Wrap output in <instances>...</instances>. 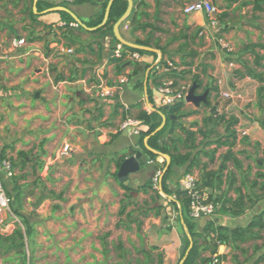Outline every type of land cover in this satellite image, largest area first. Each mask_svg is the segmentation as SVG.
I'll return each mask as SVG.
<instances>
[{"label":"crops","instance_id":"1","mask_svg":"<svg viewBox=\"0 0 264 264\" xmlns=\"http://www.w3.org/2000/svg\"><path fill=\"white\" fill-rule=\"evenodd\" d=\"M111 1L102 22L92 26L104 0H41L40 6L39 0L36 4L34 0H0V54L9 52L0 55V174L9 190L13 188L9 178H18L25 191L20 211L35 228V234L24 239L26 259L9 248L11 242H0V264H179L183 244L190 253L193 239L187 226L183 224V233L178 231L180 221L175 223L169 207L167 215L164 210L155 215L151 209L164 205L156 197L157 191L177 201L174 195L162 194L161 185L159 190L152 182L154 170L165 159L149 160L139 150L147 156V163L129 175V185L118 179V161L129 156V148L139 138V131L122 128L124 121H140L142 111L164 113L159 90L165 80L159 69L161 60L175 63L179 83L191 87L197 76L200 84L196 92L208 90L210 106L184 101L185 110L197 111L182 119L186 130L202 127L204 118L215 111L239 119L232 150L240 165L235 166L232 160L224 164L229 146L212 144L206 151L216 149L214 162L201 155L208 166L193 172L201 181L205 172H221L226 165L222 185L202 188L206 199L213 196L220 202L212 214L194 219L195 231L204 233L208 221L228 229L245 227L264 210V189L259 187L264 176H258L264 174V82L242 74L245 69L237 62L242 58L264 73V66L255 64L257 55L264 56V47L249 48L264 45V0H212L218 8L215 26L205 12H183L197 0H132L119 32L127 42L152 49L138 59L127 53L126 58L140 63L135 75L131 65L119 67L113 61L116 48L123 46L114 33L118 21L112 34L97 32L109 18L106 12ZM53 7L70 12L50 10ZM22 37L26 44L10 50L11 41ZM260 62L264 65V59ZM62 76L64 80L55 81ZM122 76L127 82L121 89L111 96H98L101 88L114 85ZM225 91L233 92L232 98H225ZM138 128L147 127L141 123ZM217 132L222 134L223 127ZM177 135L184 137L183 130L177 129ZM201 140L199 136L198 142ZM68 142L71 152L46 167L47 156L55 155ZM20 152L27 153L26 159ZM5 159L12 163L11 176L1 169ZM173 173L183 175L184 167ZM229 175L234 178L232 185ZM150 179L151 187L145 191L141 186ZM253 180L258 182L255 188L250 187ZM168 182L174 189V176ZM41 192L49 197L34 209L32 204ZM240 194L246 201L250 195L259 199L241 214L219 212L221 202L229 207ZM123 205L126 208L120 213ZM4 217L9 230L0 234L12 235L20 219ZM253 232L252 238L238 242L237 248L220 245L218 253L232 264H264V227ZM208 241L209 236L200 239L202 257L210 256L205 249ZM196 264L205 263L199 259Z\"/></svg>","mask_w":264,"mask_h":264},{"label":"trees","instance_id":"2","mask_svg":"<svg viewBox=\"0 0 264 264\" xmlns=\"http://www.w3.org/2000/svg\"><path fill=\"white\" fill-rule=\"evenodd\" d=\"M86 1V0H85ZM256 2L260 0H255ZM41 0L38 2V6H40ZM108 0H104L103 10L99 17L93 22L90 23L92 26H96L100 24L103 20L105 8L107 6ZM127 9V1L126 0H114L107 22L105 23L103 28H100L97 32L106 33L110 32L112 34L114 24L119 20V18L124 14ZM65 17L72 20V17L66 13L62 12ZM31 15L34 17V14L31 12ZM256 46L264 47L262 44L258 45H250V50L255 48ZM123 50L120 57H113V61L117 62L119 67H122L125 64H129L134 68L133 75L138 74L140 71V63L130 58H126L128 52H137L139 54H147L150 53L147 50L136 49L128 46H122ZM264 59V56H258L255 59V64L259 66H264L260 62V60ZM237 62H239L242 67L245 69L244 72H241L244 75H249L254 79L258 80L260 83L264 82V73L258 72L256 68H252L249 66L242 58H238ZM167 65L164 60H161L159 66ZM165 77H171L175 80L176 85L179 84L178 81V72L177 69H171L170 71L163 72ZM180 77V76H179ZM65 77H57L55 81L64 80ZM72 78H68L71 80ZM194 82L197 85L200 84V80L197 76L193 77ZM192 85V84H191ZM150 95V93H149ZM211 101L208 98V102L206 106H210ZM185 102L181 101L171 106L161 107V110L167 115L166 124L164 127L159 130L156 134L151 136L148 143L151 148L160 151L165 154H169L171 156V165L163 177L161 185V190L167 195H174L177 201L168 200V204L174 206L177 210L178 216L177 220L181 221L183 219L184 224L187 226L188 231L190 232L193 239V246L190 250L189 255L183 264H196V262L200 259L205 264H209L211 262V257L215 253H218V248L222 244L234 245L237 248L236 244L238 242H246L252 238V234L254 233V229L261 230L264 227V210L261 211L257 216L254 217L252 221L248 223L245 227H237L234 229H228L222 225H216L213 221H208L204 227V233L196 232V223L195 220L190 216V202L191 199L186 191L180 188V180L174 189L169 187V179L172 177L174 170L177 167H184V173L182 176L188 173H193L194 170L199 168H204L206 170L208 164L202 163L201 155H206L209 157L210 162H214L216 149L211 151H206V147L212 144H216L217 146L228 145L229 148L225 154L224 164L226 161L232 160L235 166H239L240 162L234 156L232 148L234 147L237 140V131L235 129V125L238 124L239 119L234 115H228L227 113H218L215 111L210 116H207L203 120V126L199 127L197 130H186L183 127L182 119L188 117L190 115L196 114L197 111H187L184 109ZM171 116H175L174 118ZM138 119L141 121L143 125L147 128L144 130H139V138L137 144L135 146H131L129 148V155L136 153L139 150H142L149 156V160H156L159 155L153 153L145 146V138L150 135L160 124H161V116L157 112H147L142 111ZM194 124H197L195 122ZM222 126L224 132L219 134L217 132V128ZM177 129L183 130L184 137H180L177 135ZM170 135V136H169ZM202 136V140L198 142V137ZM182 150H185L183 152ZM42 152V150H41ZM19 156L21 158L26 159L27 153L20 152ZM125 160L123 156L118 161V167H120L121 163ZM39 166L42 165L38 162ZM165 165V161L163 164V168ZM226 168V165L222 167L221 172L218 170H211L210 172H205V176L199 180V187L206 188H216L223 184V171ZM181 176V178H182ZM258 176H264V174H258ZM180 178V179H181ZM230 184L234 183V178L232 175H229ZM12 183V190H9L6 183L5 188L7 190L8 195L12 198L11 200V211L13 214L20 219V223L17 224V228L15 229L12 235H2L0 234V242L2 244H7L11 242V246L9 248L15 249L17 253H19L23 258L25 257V237L30 238L35 234V228L33 223L30 221L28 215L24 214L20 211L22 207V201L24 196V189L19 186L18 178L15 176L9 178ZM245 181V180H244ZM201 183V184H200ZM258 186V182L256 180L250 181V187L255 188ZM145 191L148 187H151V179L148 180L144 185L141 186ZM262 190L264 189V183L259 186ZM127 190H130V186H125ZM129 198L131 196L128 195ZM156 197H160L159 191L156 192ZM261 197V196H260ZM245 196L240 194L237 200L229 207L225 205V202H221V208L219 212L223 213H232V214H241L244 213L247 209L251 208L254 203L259 199V196H248V201L245 200ZM206 202H212L215 206V209L220 202L219 198H214L213 196H209ZM180 204V208L178 207ZM125 205L122 206L120 213L124 212ZM155 215H160L161 211L165 209L163 204H159L154 208ZM180 211L182 214H180ZM172 228V225L169 226ZM210 237V241L207 242L206 248L210 252V256L202 257L203 248L200 245V239H206V237ZM187 239V238H186ZM187 243H189L187 239ZM222 258L226 259V256L221 255ZM22 258V259H23ZM236 262V258H234ZM236 264V263H235Z\"/></svg>","mask_w":264,"mask_h":264},{"label":"built area","instance_id":"3","mask_svg":"<svg viewBox=\"0 0 264 264\" xmlns=\"http://www.w3.org/2000/svg\"><path fill=\"white\" fill-rule=\"evenodd\" d=\"M73 1V0H69ZM183 12L185 14H190L193 12H205L209 18L211 25L218 24V8L213 4L212 0H197L190 4H187L183 8ZM26 44L25 38H14L10 43V50L17 49L20 46ZM71 52L72 50H68ZM9 53V52H7ZM0 54L1 56H7L8 54ZM122 53V46L119 45L115 50V55L120 57ZM133 58L138 59L140 54L134 52L132 54ZM167 65L160 66V70L163 72L170 71L171 69H177V66L173 61H167ZM127 82V77L122 76L119 80L112 86H106L101 88L98 92V96L107 97L111 96L113 92L117 89H121L124 84ZM190 89V85L179 83L176 85L175 80L171 77L165 78L160 86L161 92V103L163 106H171L181 101H186V96ZM222 95L225 98H232L233 92L225 91L222 92ZM141 124V121H137L131 118H128L122 124V128H133L134 131L138 132V126ZM72 145L68 142L64 144L55 155H49L46 158V167L52 162L59 160L65 156H67L71 152ZM2 171L6 176L12 175V163L10 160L5 159L2 161L1 166ZM161 171H158L153 177L154 186L156 189L160 186V176ZM180 188L187 192L189 195L190 202V216L193 219H197L203 215H210L214 212L215 206L212 202H206V197L203 193V190L199 187L198 177L193 173H188L182 176L180 179ZM11 200L12 198L8 195L7 190L5 188L4 180L0 174V231L4 234H7L9 227L6 225V218L4 214L10 215L13 219L17 220L16 216L11 211ZM209 264H232L229 260L222 258L219 253H215L211 257V262Z\"/></svg>","mask_w":264,"mask_h":264},{"label":"water","instance_id":"4","mask_svg":"<svg viewBox=\"0 0 264 264\" xmlns=\"http://www.w3.org/2000/svg\"><path fill=\"white\" fill-rule=\"evenodd\" d=\"M127 1L129 3L128 7H127L126 11L124 12V14L121 16V18L118 20V22L115 24L114 33H115L117 39L120 41V43L125 45V46L136 48V49H141V50L151 51L152 49L149 47L127 42L126 40L123 39V37L121 36V34L119 32V28H118L119 24L129 14L130 9H131L132 0H127ZM37 2H38V0H34L35 4ZM111 5H112V1L108 5L106 17H108V15H109ZM50 10L57 11V10H67V9L64 7H53ZM68 12H70V11H68ZM71 14L76 21L80 22L79 19L73 13H71ZM197 87H198L197 83L194 82L188 91V94L186 96V102H190V103L195 104L196 106H200L201 103H207L208 102V99H207L208 90H206L203 94H198L196 92ZM36 95H38V92L36 93ZM78 96L82 97L83 93L79 92ZM214 109H215V106L212 107V111H214ZM153 110H155V109H153ZM155 112H158L160 114V116L162 118V122L150 135H148L145 138L144 142H145V146L147 149H149L150 151H152L153 153H155L159 156H162L166 161V165H165V167L161 173V176H160V183H161L164 175L166 174V172L168 171V169L171 165V156L169 154H165V153H162L160 151H157V150L151 148L149 143H148L151 136H153L159 130H161L164 127V125L166 124V120H167V117L164 113H162L159 110H155ZM172 117L174 118L175 116H171V118ZM147 161H148L147 156H145L141 151H137L136 153L129 155L121 163L120 168L118 170L119 181L125 185H129V175L132 173L138 172L141 169V166L145 165L147 163ZM162 194H164L165 196H169L166 193H164L163 191H162ZM48 197H49V195L45 194L44 192H41V195L37 198V200L35 202H33V204H32L33 208L38 209L40 207V205L42 204V202ZM169 197L171 198V196H169ZM180 213L182 214L181 211H180ZM183 224H184V221H183V219H181V221L177 225L178 231L180 233H183V231H184ZM180 253L182 254V259L179 262V264H183L184 261L186 260L187 256H188V254H189V249L187 248V246L185 244H183L181 246Z\"/></svg>","mask_w":264,"mask_h":264},{"label":"rangeland","instance_id":"5","mask_svg":"<svg viewBox=\"0 0 264 264\" xmlns=\"http://www.w3.org/2000/svg\"><path fill=\"white\" fill-rule=\"evenodd\" d=\"M58 161V160H57ZM54 162L55 161H52L48 166H50V165H52V164H54ZM163 163H164V160H162V165H161V167L157 170V169H155L154 170V175H153V177L155 176V174L158 172V171H161V173H162V171H163ZM45 166H46V164H45ZM44 166V167H45ZM160 173V174H161ZM171 176H174V179H175V182H176V185L179 183V180H180V178H181V176H182V174H171ZM152 182H153V185H154V181H153V178H152ZM176 187V186H175ZM174 187V188H175ZM159 190H160V186H159V188H158ZM173 196V195H172ZM159 202H161V203H164V205H165V209H164V213H166V215L168 214L167 213V207H169V209H170V211L172 212V214H173V216H174V220H175V223L178 221L177 220V216H178V214H177V210L175 211V209L173 208V206H171L170 204H168V199L167 198H165L164 196H162L161 194H160V197H159ZM166 219H167V216H166Z\"/></svg>","mask_w":264,"mask_h":264}]
</instances>
